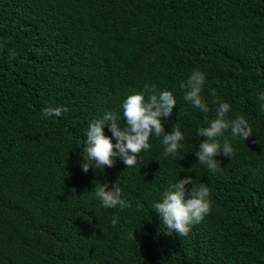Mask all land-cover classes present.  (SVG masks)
I'll return each instance as SVG.
<instances>
[{
	"label": "trees",
	"instance_id": "1",
	"mask_svg": "<svg viewBox=\"0 0 264 264\" xmlns=\"http://www.w3.org/2000/svg\"><path fill=\"white\" fill-rule=\"evenodd\" d=\"M195 70L208 121L228 103L225 118L252 128L246 141L219 138L234 154L215 173L195 156L205 114L180 87ZM146 84L173 93L162 123L179 126L182 147L165 156L153 136L136 166L83 172L90 123L111 111L123 127L124 101ZM261 93L264 0H0V264H264ZM187 176L209 188L211 210L169 236L153 204ZM104 183L131 207H102Z\"/></svg>",
	"mask_w": 264,
	"mask_h": 264
},
{
	"label": "clouds",
	"instance_id": "2",
	"mask_svg": "<svg viewBox=\"0 0 264 264\" xmlns=\"http://www.w3.org/2000/svg\"><path fill=\"white\" fill-rule=\"evenodd\" d=\"M15 58V53L10 59ZM205 85V75L199 70L193 71L186 82L180 85L185 91L184 100L190 102L193 107L199 108L205 114L207 127L197 130V136L205 138L199 144L195 156L198 163L206 165L215 173L219 170L221 161L215 159L217 156L231 157L234 149L230 142L225 139L223 146L219 138L223 137L230 130L233 137L244 141L252 137V128L244 117H237L234 120L226 119L230 112L228 103H218L215 119L208 121L207 113L209 107L202 96ZM215 96V89L211 90ZM259 99L264 101V93ZM217 104V100L213 101ZM176 107V99L171 91H157L155 85L146 84L143 91L129 95L122 105L123 118L126 123L122 127L119 117L114 112H106L101 119L90 123L85 141V158L81 161L83 172L89 169L113 168L117 160L122 161L126 168L137 165L141 159V153L150 150L149 140L155 136L161 138L165 146L164 155L175 154L182 147L184 140L179 126H173L170 131H165L163 120L173 115ZM67 107L48 108L43 110L44 117H60L67 113ZM107 127L112 137L105 136L104 129ZM116 143H112V139ZM191 187H188V186ZM109 189V184H98L95 187V195L101 201L104 208L121 209L131 207L130 202L122 198V189L115 183ZM210 190L204 185L193 186V178L187 176L176 183H172L163 192L160 202H155L153 208L155 213L162 220L168 230V235L173 233L180 236H187L192 227L203 221L211 210ZM119 220L118 216L113 217L112 224L115 226Z\"/></svg>",
	"mask_w": 264,
	"mask_h": 264
},
{
	"label": "bare ground",
	"instance_id": "3",
	"mask_svg": "<svg viewBox=\"0 0 264 264\" xmlns=\"http://www.w3.org/2000/svg\"><path fill=\"white\" fill-rule=\"evenodd\" d=\"M7 193H8V192H7ZM9 196H10V195H9ZM9 196H8V197H9ZM19 197H20V196H19ZM16 198H17V197H16ZM24 198H25V197H24ZM19 216H20V215H19ZM12 219H13V218H12ZM13 226H14V224H13ZM23 230H24V229H23ZM25 233H26V232H25ZM31 253H32V252H31ZM27 254H28V253H27Z\"/></svg>",
	"mask_w": 264,
	"mask_h": 264
}]
</instances>
